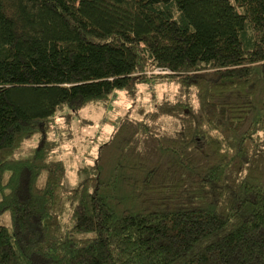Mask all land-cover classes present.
<instances>
[{"label": "trees", "instance_id": "1", "mask_svg": "<svg viewBox=\"0 0 264 264\" xmlns=\"http://www.w3.org/2000/svg\"><path fill=\"white\" fill-rule=\"evenodd\" d=\"M0 264H264V0H0Z\"/></svg>", "mask_w": 264, "mask_h": 264}, {"label": "rangeland", "instance_id": "2", "mask_svg": "<svg viewBox=\"0 0 264 264\" xmlns=\"http://www.w3.org/2000/svg\"><path fill=\"white\" fill-rule=\"evenodd\" d=\"M152 72L160 73L156 68ZM155 88L161 94L170 90L168 86L158 85ZM173 88L171 86V90ZM150 90L153 89L141 88L142 94L138 96V99L142 100L140 104L149 102ZM132 102H134L132 98L130 99L124 91L117 90L107 104L91 105L75 114L70 126L71 135H67L68 132L62 135L61 143V155L67 170V185L76 186L79 183L78 168L82 164L92 161V156L97 155L100 145L109 139L124 114L131 112L132 115L138 116L137 111L140 104L133 106ZM60 112L65 115L68 109L63 108ZM34 143L30 142L29 145ZM2 222L7 225L11 224L9 214L3 217Z\"/></svg>", "mask_w": 264, "mask_h": 264}, {"label": "built area", "instance_id": "3", "mask_svg": "<svg viewBox=\"0 0 264 264\" xmlns=\"http://www.w3.org/2000/svg\"><path fill=\"white\" fill-rule=\"evenodd\" d=\"M160 72H165L164 70H160V69H158Z\"/></svg>", "mask_w": 264, "mask_h": 264}]
</instances>
